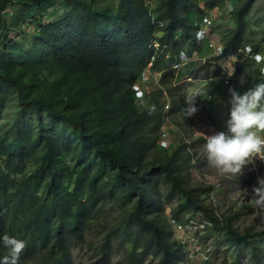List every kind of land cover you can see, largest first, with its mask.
Masks as SVG:
<instances>
[{"label":"trees","instance_id":"trees-1","mask_svg":"<svg viewBox=\"0 0 264 264\" xmlns=\"http://www.w3.org/2000/svg\"><path fill=\"white\" fill-rule=\"evenodd\" d=\"M226 1L236 6L222 7ZM255 2L157 0L150 9L144 0H0V234L27 242L20 264H71L73 246L107 206L118 216L94 264H111L115 240L130 245V264H188L169 222L185 214L211 224V236L224 234L234 264L247 252L264 264V232L234 229V214L222 217L206 203L214 187L191 184L187 145L159 154L165 91L138 101L134 90L153 56L154 69L169 68L200 46L196 18L215 8L233 21L215 61L248 46L262 54L260 44L246 45ZM250 65L240 62L235 73L245 92L264 83L262 65ZM210 66L194 68V77L211 78ZM166 92L168 116L183 114L188 88Z\"/></svg>","mask_w":264,"mask_h":264},{"label":"rangeland","instance_id":"rangeland-1","mask_svg":"<svg viewBox=\"0 0 264 264\" xmlns=\"http://www.w3.org/2000/svg\"><path fill=\"white\" fill-rule=\"evenodd\" d=\"M108 1L110 0H98L101 4L107 3ZM152 3L155 6L157 4V0H152ZM222 5V7L227 8L228 10H232V8L236 6V4L231 1H226ZM51 18H54V15H52ZM250 21L251 33H248L247 35L248 43L246 45L253 46L260 44L262 55L264 56V0H257V2H255L250 14ZM232 22L233 21L229 15L219 20L216 25L212 26L210 29L211 33H213L212 38L216 42H221V40L224 41L226 35L232 31ZM202 45L204 46L203 48L198 46L201 48V51L203 52L205 50V53L211 56V51L208 49V40H205ZM205 53L203 52V54ZM236 59L241 62L243 60V54L240 52L238 54V58ZM245 59V61L249 62V64H252L250 65V67H252L250 70L259 66L253 60L249 58ZM198 63L199 64L196 67L197 69L205 65L203 64L204 62ZM167 65L170 67V62ZM159 70L163 71L159 72ZM194 71L195 69H186L179 76H175V73L172 72L170 68L160 66L156 69L153 68L149 80L145 81L143 85L145 86V89H148L150 92H156L159 90L171 89L172 87L177 86L180 82V86H184L189 90L190 87L193 86L191 83H194L197 79L194 77ZM215 71L216 70L210 66V74H215ZM186 74L191 75L194 81H185L184 76ZM205 75L207 74L204 72L195 74V76H199L200 78L205 77ZM175 79L177 83L175 82ZM167 99L169 100L170 98L167 97ZM170 117V121L173 125L171 126L172 135L170 132L169 136L171 147L170 150L167 151L172 152L181 143L187 145L193 157L192 163L194 169H192L191 172V184L193 186H213L215 189L212 197H210L209 200H206V203L208 205L212 203L214 208L217 210V213L222 217L234 214L235 217L233 218L234 220L232 225L234 229H237L241 233H244L247 230H252L255 234L264 232V204L256 203V198L254 197L253 192L254 187L259 186L258 178L264 177V165L261 161H259V159H255L253 164L245 167L242 174L238 178L219 175L214 169L208 167L206 155L201 148V146L206 142H201L199 140L201 137L205 139V137L201 134L204 133L203 127L198 126L194 120L192 122L189 118L190 116H184L185 118H183L181 113L174 116L170 115ZM6 123L7 122L2 123L1 126L4 127ZM258 134L262 136L264 132H260ZM159 154L164 155L165 151L159 148ZM176 206V202H173V204L166 209L165 220L167 216L169 217L170 209L172 213V210H174ZM109 212H111V208L109 206L104 208V212L101 213L97 217V220H95L88 228L84 242L73 246L71 250V264H94L99 258L98 248L102 244L104 237L110 229L111 223H114L118 216V211H115V213ZM191 216V214H185L181 220V223L187 226V231L178 233L174 230L175 235L183 238H195L198 241V244L202 246L204 253L209 254L210 260L203 261L198 258L195 260H188V264H234V261L236 260V251L228 247L224 234L218 233L211 236L209 233L210 230L208 231V228L205 229L206 227L211 228V225H206L203 229L199 222L201 221L200 217L193 218L192 221L197 222L199 225H196L195 229L191 228V221L188 222ZM186 245L185 252L189 253L191 247L188 243ZM129 252L130 245H126V243L122 240L113 241V259L111 264H130L128 256ZM144 264H157V260L149 258ZM241 264H252L249 252H247Z\"/></svg>","mask_w":264,"mask_h":264},{"label":"clouds","instance_id":"clouds-1","mask_svg":"<svg viewBox=\"0 0 264 264\" xmlns=\"http://www.w3.org/2000/svg\"><path fill=\"white\" fill-rule=\"evenodd\" d=\"M209 13L210 12H207L205 15ZM203 16L196 18V20H198L195 23L197 31L199 29L198 25L202 21ZM221 17L222 16L214 21L213 26L216 25ZM197 38H203V32L197 33ZM195 40L196 43L200 44L201 48L204 47L202 45L204 41H197L196 35ZM217 42L222 44L224 47V42L222 40L221 42ZM201 48L197 47L193 49L191 53L184 52L188 57L191 58L189 65H187L184 70L196 68L199 64L198 62H204L203 64L205 65H216L215 58L217 57L214 56L213 50L209 48V41L208 49L211 51V56L204 57L206 54L202 55L203 52L201 51ZM248 50H250L249 56H246ZM240 52L243 54V60L241 62H244L246 60L245 58L253 60L259 66L262 65V74H264V56L261 53L253 52L252 48L249 46ZM235 58H238V54L235 56ZM204 59L205 61H203ZM226 68L229 69L228 74L231 77L233 68ZM183 71L181 73H183ZM210 77L212 78L217 76L211 75ZM184 79L188 82L194 81L192 76L189 74H186ZM240 83H245L243 77H241ZM230 85L231 83L226 86ZM177 86H180V82ZM164 91L167 94L166 90ZM189 95L187 94L186 99ZM167 97L168 96L166 95L164 102L166 103L169 101L171 104V100H168ZM195 99L197 102L198 99ZM208 101L209 100L207 97L205 101L201 102L205 105L204 109L206 108V103H208ZM195 111V107H192L189 110V114L194 113ZM169 112H165L167 114L165 118L168 117L169 119ZM260 132H264V83L257 84L255 87L248 89V91L244 92L243 94H240L234 89L231 90L230 112L226 121L225 130L215 132L211 135L202 134L205 137L206 142L201 146V148L206 155L208 167L214 169L219 175L238 178L242 174L245 167L253 164L255 159L264 161V134L261 136L258 134ZM258 185V187H254L253 189L254 197L256 198L257 204H264V177L258 178ZM26 246L27 242L23 239H19L8 234H0V248L4 250V254L0 255V264H20L21 254L25 250Z\"/></svg>","mask_w":264,"mask_h":264},{"label":"built area","instance_id":"built-area-1","mask_svg":"<svg viewBox=\"0 0 264 264\" xmlns=\"http://www.w3.org/2000/svg\"><path fill=\"white\" fill-rule=\"evenodd\" d=\"M146 6H148L150 9H154L152 0H144ZM9 12L8 10H5L2 12L3 15H6ZM221 16V11L218 8H215L214 10H212L209 14L204 15L202 17V21L199 23L198 25V31L197 33L203 32V38H197V33H196V39L199 42H203L205 40L209 41V48L211 50H213L214 56L218 57L221 56L224 52V47L222 44L216 42L213 38H212V33H211V28L214 24V21L217 20L219 17ZM155 48L157 49L156 51H159L158 49H160V45L159 44H155ZM165 48H163L161 50L164 51ZM249 51H247L246 56H249ZM197 53V52H195ZM194 53V54H195ZM153 61H154V56L151 58V62L149 63L145 73L143 74L141 80L139 81V83H137L134 86V90L136 93V98L138 101H143L145 99V97L147 96V94L150 93V91L148 89H145V86L143 85V83L145 81H148L150 76H151V72L153 70ZM191 61V58L188 57L184 52H182L175 60V62L169 67L172 71L175 72V76H179L181 74V72L184 70L185 67H187V65H189V62ZM205 61V59L203 60ZM163 74V73H160ZM175 82L177 83L176 79ZM224 82L226 85H229L231 83V77L230 76H225L224 77ZM165 95H167L165 93ZM196 97H194L193 95H189L186 99L187 103H186V109L189 111L192 107H195V109L197 111H202L204 109V104L202 103H197L196 102ZM213 98L212 95L208 96V100H211ZM171 109V104L169 101L166 102L165 105V112H169ZM166 120H168V117L166 118ZM169 133L168 132H163L161 135V139H160V143H159V148L162 150H167L171 147V142L169 140ZM261 161V163L264 165V161ZM169 222L171 224V226L174 227V230L178 233L181 232H186L187 231V226H185L184 224H182L181 222H179L178 220L169 217ZM196 225H199L197 222L191 221V228L195 229ZM201 227L204 229L205 226L207 225H211L209 223L206 222H201L200 223ZM177 238L179 239V241H181V243L185 246H187L186 244L188 243L191 247L189 253H187L188 255V260H195L200 258L203 261H209L210 260V256L209 254L204 253L202 246L200 244H198V241L195 238L192 237H187V238H183L181 236H177Z\"/></svg>","mask_w":264,"mask_h":264},{"label":"crops","instance_id":"crops-1","mask_svg":"<svg viewBox=\"0 0 264 264\" xmlns=\"http://www.w3.org/2000/svg\"><path fill=\"white\" fill-rule=\"evenodd\" d=\"M203 52L205 53V50ZM205 54L206 55L202 53L204 57L209 56L207 53ZM215 63L218 67L222 68L221 74H218L217 77H212L210 79H204L203 77H201L200 79H196L194 83H191L193 84V86L188 90L191 91L187 93L188 95L191 94L195 96L198 99L197 103L205 101L210 94L213 95V98L209 100L208 103L205 102L207 106L203 111L196 110L191 114H189V111L186 109L187 101H185L183 114L181 113L183 118H185L184 116H190L189 118L192 122L194 120L196 121L198 126L203 127L204 133H201L203 135H211L215 132L225 130L226 121L229 117L230 112L231 90L234 89L240 94H243L245 92L244 84L240 83L241 78L235 76V73L240 66V62L238 61V59L232 57L229 59L215 61ZM226 67L233 68L230 86H226L224 83V77L229 76V69ZM170 119L171 117H169V119L166 121L165 118V122L167 123L166 132H168L169 135L171 132L172 135L171 126L173 125V123H171Z\"/></svg>","mask_w":264,"mask_h":264}]
</instances>
